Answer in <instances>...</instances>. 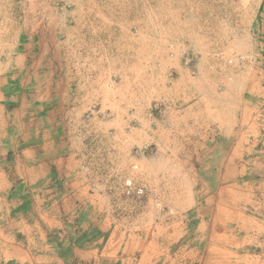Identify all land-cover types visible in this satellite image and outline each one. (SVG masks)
<instances>
[{"label":"rangeland","instance_id":"obj_1","mask_svg":"<svg viewBox=\"0 0 264 264\" xmlns=\"http://www.w3.org/2000/svg\"><path fill=\"white\" fill-rule=\"evenodd\" d=\"M0 74V264H264V0H0Z\"/></svg>","mask_w":264,"mask_h":264},{"label":"crops","instance_id":"obj_2","mask_svg":"<svg viewBox=\"0 0 264 264\" xmlns=\"http://www.w3.org/2000/svg\"><path fill=\"white\" fill-rule=\"evenodd\" d=\"M7 82H8L7 77L2 76L0 74V104L3 105V106L0 105V109H1L0 115L3 114L4 110H5L4 104L1 102L5 100L4 90H5V86H6Z\"/></svg>","mask_w":264,"mask_h":264}]
</instances>
